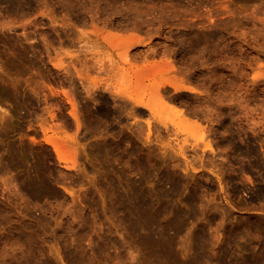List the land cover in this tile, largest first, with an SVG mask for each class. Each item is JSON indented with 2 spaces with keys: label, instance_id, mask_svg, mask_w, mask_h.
<instances>
[{
  "label": "rangeland",
  "instance_id": "rangeland-1",
  "mask_svg": "<svg viewBox=\"0 0 264 264\" xmlns=\"http://www.w3.org/2000/svg\"><path fill=\"white\" fill-rule=\"evenodd\" d=\"M8 1L0 264H264V0ZM154 78L213 151L128 97Z\"/></svg>",
  "mask_w": 264,
  "mask_h": 264
},
{
  "label": "bare ground",
  "instance_id": "bare-ground-1",
  "mask_svg": "<svg viewBox=\"0 0 264 264\" xmlns=\"http://www.w3.org/2000/svg\"><path fill=\"white\" fill-rule=\"evenodd\" d=\"M6 1H8V0H6ZM9 1H11V2H15L16 1V3H17V0H9ZM8 1V2H9ZM21 1V0H20ZM29 1V0H28ZM19 4V3H18ZM13 5H14V3H13ZM12 5V6H13ZM15 6V5H14ZM13 8V7H12ZM189 40V39H188ZM187 41V40H186ZM185 42V41H184ZM149 47V46H148ZM151 49V48H150ZM147 50H149V49H147ZM126 53H128V51L126 52ZM126 53H124V57L126 56V55H128V54H126ZM126 54V55H125ZM127 57V56H126ZM125 57V58H126ZM169 62V61H168ZM172 61L170 62V64L168 65V67L169 68H172V67H174V65L172 66ZM171 66V67H170ZM168 68V69H169ZM166 67H164L163 68V70L164 71H166ZM167 69V70H168ZM174 69V68H173ZM172 69V70H173ZM121 70H125L124 68L123 69H121ZM127 70V69H126ZM125 72V71H124ZM124 72H122V73H124ZM181 72V71H180ZM121 73V74H122ZM128 73V72H127ZM131 73V72H130ZM136 73H139V71L138 72H136ZM183 73V72H182ZM135 74V73H134ZM125 75V74H124ZM124 75H122V77L124 78V77H126V75L124 76ZM138 76V75H137ZM127 77H128V75H127ZM160 78H162V79H165V78H163V77H160ZM134 79H135V77H134ZM139 79V78H138ZM137 79V80H138ZM144 79V78H143ZM157 79V78H156ZM169 79V78H168ZM168 79H165V80H167V81H164V82H166V83H170V85L172 84V82L174 83V81L176 80V78H174L175 80L174 81H172V80H168ZM141 80V79H140ZM152 81H155V78H154V80L152 79ZM151 80L149 81V82H152ZM170 81H172V82H170ZM181 81H183V80H181ZM181 81H178L177 80V84H172V85H174L175 87H176V89H180L181 88V90L182 89H186V90H193V87H190V86H188V85H185V84H182V82ZM135 82V81H134ZM138 82V81H137ZM143 82V81H142ZM155 82H157V81H155ZM155 82H153L154 84H152V83H150V85L152 86V87H154V88H152V90L150 91V90H148L149 91V94L151 93L152 94V96H151V98L150 99H152V97L153 96H155V97H153V100H152V103H151V101H148L149 100V94H148V97H147V101H146V99H144V98H142V96H140L139 98H136L137 96H135V95H133L132 93H128V97L129 98H131V100L133 99L134 101H135V103L137 102V104H140V105H144L145 107H147L148 109H150L151 111H152V113L153 112H155V111H157V108H155V107H157V106H155V104L158 102L157 100L155 101V99L157 98L161 103H162V105L164 104H166L167 105V109H165V110H167L168 111V108H174V105H172V106H169L168 105V101L170 100H168L167 101V97L166 96H164L165 94V92H167V90L165 89L164 91H163V93H162V89L160 88V85L163 83V81L162 82H159V84H158V82H157V84L155 83ZM181 82V83H180ZM161 83V84H160ZM176 83V82H175ZM133 84V83H132ZM164 84V83H163ZM162 84V86H164ZM144 85V88H147V86H149L150 87V85H145V84H143ZM142 85V86H143ZM171 85V86H172ZM161 86V87H162ZM173 87V86H172ZM163 88V87H162ZM174 88V87H173ZM176 89H175V91H176ZM125 90V89H124ZM174 90V89H173ZM179 91V90H178ZM144 92V91H143ZM169 92V91H168ZM117 93H119L118 91H117ZM123 94V93H122ZM150 94V95H151ZM167 94V93H166ZM116 95V94H115ZM136 95H137V93H136ZM135 96V97H134ZM154 101V102H153ZM176 101V100H175ZM172 102V101H171ZM158 104H160L159 102H158ZM157 104V105H158ZM155 107H154V106ZM161 106V109H159L158 108V110L160 111V110H164V108H165V106ZM176 105V104H175ZM159 106V105H158ZM169 106V107H168ZM178 106V105H177ZM163 107V108H162ZM176 107V106H175ZM177 108H180V107H177ZM177 108H175V109H177ZM182 108V107H181ZM169 109V110H170ZM162 111L161 112V114H164L163 115V117L166 119V121L168 122V120L170 121L169 123H168V127H169V129L170 130H175L174 132H176V134H178L179 132H181L182 133V135H180V136H182V139H181V143L182 142H185V141H187L189 138H192V143L191 144H193V147L195 146V147H197V146H201L202 148H201V151L205 154L207 151H213L214 149H213V144L210 142V137L208 138V134L206 135L205 133L206 132H204V129H206L205 127H202L201 125V122L199 123V121H190L191 123L192 122H194L195 123V125H194V123H190V122H188V120L190 119H188V117H187V113L186 114H184V111H182L181 109H177V110H175V111H173L174 109H171L170 110V112L172 113L173 112V114H172V116L170 117L169 115H171V114H169L170 112H167V111ZM189 111V110H188ZM190 113V112H189ZM72 114L77 118V111H76V106H75V104L73 103V109H72ZM156 114H157V112H156ZM155 114V115H156ZM166 114H168V115H166ZM192 114V113H191ZM154 115V116H155ZM158 115V114H157ZM189 115V114H188ZM170 117V119H169V117ZM189 116H192V115H189ZM167 117V118H166ZM160 119H161V121L163 122L164 121V126H167L166 124V121H165V119L163 120L161 117H160ZM168 119V120H167ZM209 121V120H208ZM212 121V120H211ZM148 122V121H147ZM150 122V121H149ZM147 123L148 124V126H149V124L152 122H150V123ZM136 123H138V121H136ZM172 124V127L170 128V126H169V124ZM191 125H190V124ZM140 125H141V123H140ZM193 125V126H192ZM147 126V127H148ZM152 127V126H151ZM210 127H211V125H210ZM149 128V127H148ZM204 128V129H203ZM168 130V129H167ZM214 130V129H213ZM57 134V133H56ZM54 135H55V133H52V134H50V135H48V131L46 130L45 131V139H46V141H48L53 147H54V150H55V153H56V155H57V157H58V159L59 160H62L64 163H65V166H68V167H73V166H75L76 165V160H75V157H69V156H64L63 154H62V152L60 151V146L58 145V141L56 140V138L54 137ZM212 136V135H211ZM176 138V137H175ZM178 138V137H177ZM181 138V137H180ZM179 139V138H178ZM177 139V140H178ZM177 140H174V141H176L175 143L178 145L177 147L178 148H176V150L178 151V153H180L181 155H183L184 156V152H183V147H185L186 148V146H184V145H181L180 143H179V141H177ZM190 141V140H189ZM174 143V144H175ZM183 144V143H182ZM187 144V143H186ZM175 146V145H174ZM188 147V146H187ZM190 147V146H189ZM175 147H173V149H174ZM253 149V148H252ZM194 150V149H193ZM243 150H244V148H243ZM245 153H247V148H245ZM249 151H252L250 148H249ZM207 154V153H206ZM205 154V155H206ZM180 155V156H181ZM187 156V155H186ZM186 156H184V157H186ZM183 157V158H184ZM186 159V158H185ZM187 159H188V157H187ZM185 161V164H186V167H184V170L187 172V170L189 169V167H190V169H196V168H194L193 167V165L191 166V164H190V162L189 161H187V160H184ZM203 162H206V161H203ZM254 162V161H253ZM263 162V161H262ZM261 162V163H262ZM210 163H212V161L210 160ZM209 163V164H210ZM257 164H259V163H257ZM256 163L254 164V165H257ZM263 164V163H262ZM204 165H206V164H204V163H202L201 164V166H203L204 167ZM259 166V165H258ZM263 166V165H262ZM248 168H250V166H248ZM247 168V169H248ZM252 168V167H251ZM244 169V171H245V169L246 168H243ZM246 169V170H247ZM211 170V169H210ZM214 171V170H213ZM222 171V170H221ZM189 172V171H188ZM216 175H217V173H216ZM219 178V177H218ZM222 178V177H221ZM220 178V179H221ZM249 179V178H248ZM179 185V184H178ZM176 185H174V187H173V189H177V187H175ZM165 191V190H164ZM163 191V192H164ZM128 193V192H127ZM161 193V192H160ZM167 193V192H166ZM129 194V193H128ZM132 197H133V192H132ZM141 195V194H140ZM163 195V194H162ZM164 195L166 196V194L164 193ZM129 196H130V194H129ZM129 196H127V198L129 197ZM138 197H140V196H138ZM129 198H131V197H129ZM128 198V199H129ZM131 199H134V202L136 203V204H138V206H140V203H141V205H147V203L144 201V199H143V197H141V198H137V195L136 196H134V198H131ZM126 200V199H125ZM133 202V205L135 204ZM135 204V205H136ZM137 206V205H136ZM141 207V206H140ZM134 208H136L135 206H134ZM138 208V207H137ZM177 211V210H176ZM180 211V210H179ZM176 213H179V212H176ZM179 215V214H178ZM140 222V221H139ZM141 223V222H140ZM161 233V232H160ZM163 233V232H162ZM262 255H264V254H262ZM262 258V257H261ZM263 258H264V256H263ZM261 259L262 261H260V263L261 262H264L263 260L264 259ZM256 264H259L258 263V261H257V263ZM261 264H263V263H261Z\"/></svg>",
  "mask_w": 264,
  "mask_h": 264
}]
</instances>
